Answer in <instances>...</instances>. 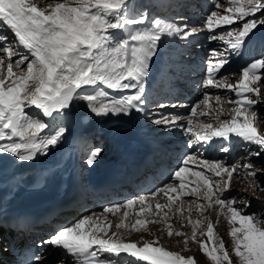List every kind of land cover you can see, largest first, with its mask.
<instances>
[{
	"label": "snow or ice",
	"instance_id": "obj_1",
	"mask_svg": "<svg viewBox=\"0 0 264 264\" xmlns=\"http://www.w3.org/2000/svg\"><path fill=\"white\" fill-rule=\"evenodd\" d=\"M227 2L234 7L224 9V14L211 11L203 25L197 28L160 19L153 20L146 27H135L144 25L147 17L143 13L131 17L128 0H50L47 4L45 0H0V25L14 34V38L9 39L0 31L3 53L0 54V154H11L20 162H30L38 155H47L65 138L68 129L57 122L73 117L74 101L86 102L91 113L97 117L144 113L146 78L162 37L174 36L186 41L201 30L214 33L208 37L210 40H220L227 45L223 51L210 50L204 87L225 89L235 93L236 99L222 101L217 95L214 97L216 104L231 103L234 106L230 110L222 106L212 109L209 103L211 94L206 92L205 98L194 104L190 111L192 115L209 117L213 123L193 125L189 121L186 130L200 145L210 143L214 138L227 143L238 138L244 144L256 145L264 151V127H261L264 119L257 123L255 108L258 103H264V94L261 93L264 84L259 83L261 75L258 74L264 69V54L242 68V78L237 84L228 83V78L223 75L217 78L230 62L229 56L240 55L255 34L254 30L264 27V0ZM214 8L220 9V5L214 4ZM257 13L260 15L257 16ZM238 21L240 23L236 28L216 34L217 28L232 26ZM111 30H122L125 37L114 39ZM14 45H19L23 51H14ZM14 55H18L15 60ZM25 64L26 67L22 68ZM14 68L19 71H14ZM253 84L257 86L252 87ZM201 106L206 110L197 113V108ZM33 107L39 110V116L29 113L28 110ZM221 116H228L229 119L222 120ZM153 123L174 128L179 125V117L161 115ZM188 146L192 147V141ZM220 150L229 152L226 146ZM260 151L250 150L242 164H229L222 160L199 161L201 171H192L187 167L189 160L198 159L187 156L182 161L184 166L174 173L179 185H166L153 194L163 193L167 200L163 204L157 202L154 211L152 204H146L147 198L128 200L124 205L106 208L101 214L115 215L121 208L131 210L140 205L134 222L126 223L130 212H123L111 236H108L111 223L104 224L99 217H84L41 240L37 247L50 244L60 248L73 257L76 264H122L124 258L121 254L134 258L133 264H194L193 257L167 250L160 244L159 238L155 241L141 238L143 243L138 247L137 242H125L119 232L120 229L148 231V224L159 223L160 220L144 217L147 214L160 217L163 213L161 219L167 221L169 211L178 201L176 211L183 215L181 197L194 196L206 202L198 205L199 211L219 206V215L230 225L231 256L222 239L216 242L218 238H215L214 225L206 218L193 222L189 207L188 223L193 225L191 239L197 241V231L200 230L203 235L201 226H206L208 241L199 243L213 264H264V219L244 211L250 206L246 200L238 201L235 197L224 195L231 190L234 179L243 178H251L245 191L256 186L264 192V186H260L256 179L258 174L264 176V167L257 168L251 160L252 156L258 157ZM101 152L100 148L91 150L87 164L94 165L101 158ZM186 174L196 178L192 182L194 187L189 185L186 188ZM173 234L185 236L181 231L174 232L168 225L167 235L172 237ZM187 242L186 238L184 244ZM208 242H213L210 251L206 247ZM44 259L41 255L32 254L22 264H44ZM59 264L64 262L61 260Z\"/></svg>",
	"mask_w": 264,
	"mask_h": 264
},
{
	"label": "bare ground",
	"instance_id": "obj_2",
	"mask_svg": "<svg viewBox=\"0 0 264 264\" xmlns=\"http://www.w3.org/2000/svg\"><path fill=\"white\" fill-rule=\"evenodd\" d=\"M213 1L214 0H190L185 6L192 7L193 11L190 12V14L204 15V13L210 12L211 8L214 7L215 3L212 4ZM220 1H222V3L220 4V13L224 14L223 10L228 8L229 4L227 0ZM181 5H183V0H128V13L131 16V12L134 13V10L136 12H139L141 8L146 7V12L148 15L150 11L158 10V19L171 22L169 19L177 17V13L175 14L173 10H176L182 14H189L185 10L179 11V7H181ZM169 8H171L172 11H169ZM163 11H165V13ZM147 14L145 13L144 15L147 17ZM237 23H239V21ZM149 24L150 22L146 19L144 25H136L135 27H146ZM229 27L231 26H223L222 28ZM222 28H217L216 30ZM0 31H2L4 35L8 36L9 39L14 38V34L5 26L0 25ZM111 32L114 39H122L125 37V33L122 30H111ZM217 33L218 32H216V34ZM206 34L207 33H201L199 37L195 38L189 37V39L184 43L183 40L181 44V46H183V48H181L182 51H179L180 54H178L177 57H175L174 53H171L169 46L174 47V50L180 48L178 47L180 46L178 44H180L181 39L174 36L162 37V42L158 46L156 56L150 63L149 75L146 78L145 95L147 97V101L145 107L147 106L148 102H151L153 104V99L156 98L153 97V88L156 84H158V86L160 87L158 89V92H161V94H163H156L158 98H164L167 96L174 97L179 95L180 90L184 89L183 82L187 80L185 78H189L188 76L191 75L183 72V70L192 71V67L188 66L187 63H190L191 59H193V54L197 55V58H199L201 55H205L206 49L210 48L208 46L206 47L204 43L201 42V39H206ZM217 41V46L221 51H223L227 47V45L220 40ZM16 46L17 52L23 51V49L19 45ZM194 51L196 52L194 53ZM181 53H189L190 56L187 57L181 55ZM0 54L3 53L0 52ZM170 57L172 58V62L180 60L179 62L185 63V66H183L182 63L178 62L175 63L172 67L173 70H176L178 73H180V75H183L179 77V79L182 78V80L185 81H178L176 79L177 77L170 74L171 72H169L165 68L163 69V66H166L165 59ZM6 63L7 61H5V64ZM237 66H240L239 62H237V64L232 69H237ZM198 68L199 67L196 66L197 70ZM232 69H230L229 71H233ZM176 71L174 72L176 73ZM161 78L163 79V81H161ZM158 92L156 91L155 93ZM187 93L188 92L185 90L183 94L180 93V97L187 98ZM74 105L75 107L73 109V117L70 120L57 122L62 123V126L67 127L68 131L65 134V138L56 147L51 148L47 155H38L35 160L30 162H20L15 156L11 154H0V244L10 246L11 243H13L15 240L14 238L6 239L5 232L7 228L2 221V215L4 214L5 210L10 212L14 207L24 205L48 207L53 203L58 204L66 195L82 194V184H80L77 175L79 171L77 157L81 152L83 146H85L84 149L86 150L87 144L94 145L99 143L104 147L103 151L101 152V158L94 165H88L87 167L89 169V173L93 174V176H90L91 180L96 179L95 181H97L92 190H89L90 192L87 193L89 196H92L91 199L84 197V200L76 204L72 210L61 212L60 214H58L56 219L54 218L50 220L49 223L45 225L44 229H42V233H31L27 238L29 242L24 245V247H31L32 245H34V240H36L38 241L36 243V248H38L37 245L41 240H46L51 237L46 234L47 231H52L54 226H57L59 223L61 224L62 222L69 221L70 218L72 220L77 218L78 215H84L85 212H89L91 210L89 209L90 204L93 203L92 201L95 202V205L107 201L105 203H108L106 205V208L111 207V204L117 202L118 199L120 200L121 198H124V196L128 192H135V190L139 191L142 189L150 190L155 188L156 184L154 185V182L156 180L157 184H160L166 177L176 172L171 171L169 169L170 166H173L174 168L179 167V165H177L178 163L172 162V159H175L174 155H178L177 153H173L175 150H178L175 145L170 144L168 147H165V145L161 144L157 139L154 140L150 136V138H147L145 136H148V134H142L143 130L141 131V129H139L137 125V117L142 113L133 112L130 115L109 114L107 116L97 117L91 113L90 109L87 107L86 102L74 101ZM41 118L46 121L51 120V118ZM47 131L48 130L46 129L45 132ZM217 139L218 138H214V140ZM240 141L241 140L238 138H233L228 144L233 145ZM212 142L202 145L199 144V147L203 146V149L205 150L208 149L210 145L211 147L207 151L208 154L211 151H214L217 145V143L212 144ZM193 144L197 146L195 139L193 141ZM146 147H151L149 148V153L155 154L153 156V161H149V163H147L146 170L141 168V170H143L142 176L139 174L140 168L134 167V179L130 182L124 180L127 183L122 187H119L117 189L103 187L99 188L100 182L106 181L108 183L117 174L124 178V171L129 166L134 165L132 163L133 160L137 159L136 157H138L142 152L147 151ZM160 150H163L167 154L169 153L170 158L168 155H166L165 159L161 162L159 157L161 156ZM180 152H182V150ZM239 154V151H236L235 148L230 150V160L237 159ZM243 157L239 156L238 158V162H240L241 164L244 161ZM159 165L161 168L163 167V169L158 168L157 166ZM181 165L183 164L181 163ZM165 169L166 171L168 170L165 177L162 179V181L160 179L158 180V177L163 171H165ZM25 171H32V173L34 174L33 177L31 176V183H24L19 178H17L18 175L22 174ZM149 174H152V177L155 178L153 180V183L149 180ZM139 185H141L142 189L141 187H139ZM170 194L174 195L173 193ZM161 195H163V193H161L160 196ZM133 200L139 199L134 198ZM262 208H264V205H262ZM95 216L97 215H93L91 217L94 218ZM138 237L140 238L135 241L137 242L138 247L142 246L143 240H150L141 234H139ZM141 238H143V240ZM152 241L155 240L152 239ZM0 250V264H2L5 260V264H13L15 257L20 254L10 253L9 255L11 258H7L5 256H7L8 254L4 253L8 252L11 249H8L7 247L2 249V246H0ZM121 255L124 256L125 254ZM41 256L45 258L44 264H59L61 260L64 262V264H72L70 255H66L62 249L54 247L50 244L45 247L44 251L41 253Z\"/></svg>",
	"mask_w": 264,
	"mask_h": 264
},
{
	"label": "rangeland",
	"instance_id": "obj_3",
	"mask_svg": "<svg viewBox=\"0 0 264 264\" xmlns=\"http://www.w3.org/2000/svg\"><path fill=\"white\" fill-rule=\"evenodd\" d=\"M188 1L189 0H183V5H181V7H179L180 8L179 11L185 10L189 14H182L176 10H173L175 12V14L177 13L176 14L177 17L169 19L171 22L176 23L178 25L188 24L190 27L200 28L203 25L205 18L209 15V13L211 11L217 10L220 12V9H215L213 7V8H211L210 12H206V13H204V15L190 14V12L193 11L192 7H186L185 6L186 4H188L187 3ZM216 1L217 0H214L212 4L218 3L220 5L222 3V1H220V0L217 2ZM48 2H50V0H45V4H47ZM229 6L234 7V5H230V4H229ZM169 9H170L169 11H172L171 8H169ZM158 12H159L158 10H156V11L153 10V11H150V13L148 15L146 12V7H144V8H141V10H139V12H136L135 10H134V13L131 12V16L134 17V16H137L138 13L139 14H141V13L145 14L146 13L147 14V21H149L151 23L153 20L159 18ZM163 12L165 13V11H163ZM259 15H260V13H257V16H259ZM239 23L234 24L229 28L234 29L239 25ZM226 29H228V28L218 29V30H216V32H218L217 34H223ZM201 33H207L205 35L206 39H201V42H203L206 47L208 46L210 48L206 49L205 55L204 56L201 55L199 58H197V55L193 54V59H191L190 63H187L188 66L192 67V71L191 70H189V71L183 70V72H185L187 74H191L190 76H188L189 78H185V79H187L186 81L182 80V78L179 79V77H181L183 75H180V73H178L176 70L172 69L173 65L175 63H178L180 60L172 62V58L170 57V58L165 59L166 62L164 61L166 63V66H163V69L165 68L166 70L171 72L170 74L177 77L176 79L178 81H180V80L185 81V82H183L184 83V86H183L184 89H181L179 92V95H177V96H174V97L173 96L172 97L167 96L164 98L159 97L160 98L159 99L156 94H161V92H158L159 91L158 89L160 87L158 86V84H156L153 88V97H156V98H154L155 100L153 99V101H154L153 104L151 102H148L147 106L145 107L146 111L137 117V120H138L137 125H138L139 129H141V131L143 130L142 134L143 135L148 134V136H145V137L148 138L150 136L154 140L157 139L161 144L165 145V147L166 146L168 147L170 144H173L178 148V150H175L173 152L175 154L177 153L178 155H174L175 159H172L173 160L172 162L178 163L177 165H179V167H177V168H174L173 166H170L171 168L169 167V169L173 172L177 171L180 167L184 166V165H181V163H182L181 161H184L185 157H187V156H193V157L198 158V159H194V160H189L187 167L190 168L192 171H201L203 169H202V166L200 165L199 161H202L205 159L209 160V161L222 160V161H226L227 163L231 164L233 162H238L239 156L240 157L244 156L243 158L247 159V153L250 150L252 152L260 151L258 146L246 145L242 141L237 142L233 145L232 144L229 145L227 142H224L222 140L217 139V140H214L212 142V144L217 143L214 151H211L210 153L207 154V151L211 147L210 145H209L208 149L204 150L203 146L199 147V144H197V146L193 144L194 136L186 130L187 126H188V122L191 121L193 125H196V124L213 123V121L207 116L192 115V113L190 111L191 107L194 104H197L201 100H203L205 98L206 92L211 94L212 99H210L209 103L211 104L212 109H217V108L222 106L225 110H230L234 106L231 103H222L221 105L216 104L214 97L217 95H219L221 97L222 101H224L226 98L230 99V100L236 99L235 93H233V92L227 91L225 89H215V88H205L204 87V85L206 83V72H207V67H208L207 61L209 59V52L213 48L218 49V50H220V49L216 44L218 42L217 40H210L208 38L210 36V34L211 35L214 34L212 32H209L207 30H201L197 35L192 36V37L193 38L199 37ZM254 33L255 34L251 37V41L244 47V49L242 50V53L240 55L229 56L230 62L227 65H225V68L217 76L218 79H219L220 75H223V76H226L228 78V83H231L233 85L237 84L239 79L242 78V71H241L242 68L247 66V64L250 63L253 59L259 58L262 54H264V27H258L257 30H254ZM226 38L228 39L227 36H225V40H227ZM182 41L183 40H181L180 44H178V45H180V46H178L180 48H177L178 50L177 49L174 50V47L169 46L171 53H174L175 57H177V55L180 54L179 51H182L181 50V48H183V46H181ZM184 42L185 41H183V43ZM13 50L14 51L17 50L16 45L14 46ZM0 52L2 53V49H0ZM195 52L196 51H194V53ZM181 55H184L187 57L190 56L189 53H181ZM17 58H18V55L13 56V60H15ZM237 62H239L240 66H237V69H232L237 64ZM179 63H182L183 66H185V63H183V62H179ZM196 66L199 67L198 70L196 69ZM21 67L22 68L26 67V64L22 65ZM230 69H232L233 71L230 72L229 71ZM14 71L18 72L19 69L14 68ZM174 71H176V73ZM258 74L261 75V81L259 83L264 84V69L260 70V72ZM184 76H187V75H184ZM161 81H163L162 78H161ZM148 82H149V80H148ZM173 85H174V83H173ZM148 86H149V84H148ZM251 86L256 87L257 85L253 84ZM185 90L188 92L187 93L188 97L187 98L180 97V93L183 94ZM109 91H112V90H109ZM156 91L158 93H155ZM261 93L264 94V87L261 88ZM117 95H118V93H117ZM161 95H163V94H161ZM160 105H163L164 107H160ZM255 108H256L257 116H258L257 123H260V119H264V103H258L255 106ZM202 110H206L204 108V106L198 107L196 111H197V113H199ZM28 111L33 116L39 115V110L35 109L34 107L32 109H29ZM161 115H164V116L174 115V116L179 117V125L177 127H174V128H166V127L154 124L153 121L155 119L159 118ZM221 119L225 120V119H229V117L228 116L227 117L221 116ZM261 127H264V125H261ZM190 141H192V147L188 146ZM225 146L229 148V152H230V150H232L234 148L236 151H239L240 154L237 157V159H234V160L231 159L232 160L231 161L230 157H229V152L225 153V152H222L220 150L222 147H225ZM84 148H85V146H83V148L81 149V152L78 154V157H77V164H78V170H79L77 175H78V180H79L80 184H82L81 188H83L81 190V193H82L81 195H83L85 198L87 197L88 199H91L92 196H89L87 194L90 191H88L86 189H87V187L91 186V184H92L91 182H89V180H91L90 176H93V174L89 173V169L87 168L88 164L86 161L88 159V156H89V153L91 150H93L95 148H100L103 151L104 147H103V145H100L99 143H97L94 145L93 144L92 145L87 144L86 150ZM181 150H182V152H180ZM176 158H177V160H176ZM251 160L257 168L264 167V151H260V155L258 157L252 156ZM161 169H163V167ZM165 171H166V169H165ZM165 171H163V172L165 173ZM174 173H172L171 175L166 177L164 179V181L161 182V184L155 186V188H153V189H150V190L142 189L141 185H139V187H141L142 190H139V191L135 190V192H128L124 196V198L120 199L121 202H115L111 205L112 206L113 205H124L128 200H133L134 198H137L139 200L142 198H147L146 204L147 203L152 204L153 205V211H154L155 210V204L157 202H160L163 204V203H166L167 200H166L164 195L160 196V194H159V195L153 196V194L157 193L159 189L165 188L166 185H176V184H177L176 186L179 185V181L174 178ZM205 174L211 175V173H207V172H205ZM33 175L34 174L32 173V171H30V172L25 171L22 174L18 175L17 178H19L24 183H31L30 181L32 180ZM186 179H187L186 180V188H188L189 185L191 187H194L195 184L192 182H194L196 180V178L194 176H191L190 174H186ZM256 179L259 182L260 186H264V176H261L258 174ZM250 180H251V178H243L241 180H235L234 179L232 184H231V190L225 192L224 195L227 197H235L238 201L241 199L246 200L250 206L247 207L246 209H244V211L247 214H254L257 217L264 219V213H263L264 208H262V205H264V192L260 191L259 188L256 186H253L248 191H245L244 189L248 187ZM71 195H73V194H71ZM71 195H66L63 197V199L70 197ZM63 199L60 202H62ZM139 200H137V201H139ZM181 200L183 201V205H184L183 215H181L179 212L176 211V208L179 206V203H180L179 201L176 203V205L173 206L171 211H169V219L167 221H164L161 219L163 216V213H161L160 217L154 216L152 214H147L146 217H144V218L151 219V220H160V222L148 224L147 225L148 231L141 230L140 232H136V231L132 230L131 232H129L128 229H120L119 232L122 234V238L124 239V241L125 242H135L138 238H140V237H138L139 234L144 235L146 238H148L150 240H152V239L156 240L157 238H159L160 244L165 246L167 248V250H172V251L178 252L179 254H181L185 257H193L194 263H196V264H203V263L204 264H213V262L211 261V259L209 257H207L206 253L201 248V245L199 243V242L208 241L206 226H204V225L201 226L203 229V232H204L203 235L201 234L200 230L197 231V241H193L191 239V235L193 232V225L188 223L189 207H190L191 208L190 219L194 222L197 219L204 221L206 218L207 222H211L214 225L215 238H218V239H216V242H218V240L222 239L224 244H225V248L229 249L230 256L233 255V253L230 250V245H231V237L229 235L230 225L228 224L227 220L223 216L219 215V206H214L213 208L206 209V210L201 212L198 210V205L206 203L203 199H197L194 196H182ZM92 202H93V203H91L92 205L90 204L89 209H91V210L89 212H85L84 215H78L77 218H75V219L71 220V218H70L69 221L62 222L61 224L59 223L57 226H54L55 230H54L53 235L59 229H62V228L68 227V226H72L76 223V221H79L80 219H82L84 217H91L93 215H97L95 217L96 218L99 217V219L101 221H103L104 224L111 223L112 227L108 231V236H111L112 232L115 231V225L120 222L124 211L130 212V216L128 217L127 220H125V222L126 223H128L130 221L134 222L133 218L135 217L136 213L139 211V208H140V205L137 204L131 210L126 209V208H121L120 211L115 213V215H113L111 213H108V214L105 213V215L102 216L101 214L104 213V210L107 207L106 205L108 203L105 204L107 201H105L101 204L96 203L97 205L94 204L95 203L94 201H92ZM165 211H168V210L165 209ZM105 216L108 219H104ZM217 221H219V222L217 223ZM168 225L172 226V229L174 230V232L176 230L181 231V232L185 233V236H176L175 234H173L172 237H169L167 235ZM149 232L154 233L155 235H150ZM99 235L103 236L104 234L100 233ZM104 238H107V237H104ZM186 238H187L188 242L185 245L184 240ZM212 243L213 242H208L206 244V247L208 248L209 251L212 248ZM122 257L124 258L122 261V264H133L134 258L128 257L126 255H124ZM70 258L72 260V264H76L73 257H70Z\"/></svg>",
	"mask_w": 264,
	"mask_h": 264
}]
</instances>
